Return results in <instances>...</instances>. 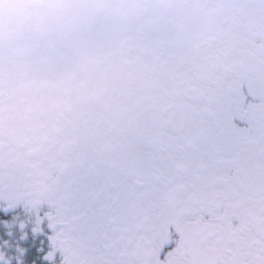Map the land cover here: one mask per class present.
<instances>
[{"label": "flooded vegetation", "instance_id": "obj_1", "mask_svg": "<svg viewBox=\"0 0 264 264\" xmlns=\"http://www.w3.org/2000/svg\"><path fill=\"white\" fill-rule=\"evenodd\" d=\"M5 206L0 264H264V0H0Z\"/></svg>", "mask_w": 264, "mask_h": 264}, {"label": "snow or ice", "instance_id": "obj_2", "mask_svg": "<svg viewBox=\"0 0 264 264\" xmlns=\"http://www.w3.org/2000/svg\"><path fill=\"white\" fill-rule=\"evenodd\" d=\"M15 211L14 209H10L9 207L5 206L0 208V226H2L4 229L8 228L9 225V220L12 218L10 216V213ZM37 223L41 225L40 231L41 234L43 235L44 239L40 241L39 245L34 248V253L39 256V259L41 261H48L50 258L55 257L59 264H64L65 257L61 255V252L59 248L54 247L53 242L54 240H57V244L62 247V242L58 240L55 236L56 233V228L52 223L51 217H47V222H45V219H42L37 216ZM19 228L21 230L26 228V225L21 222L19 224ZM46 229V231H45ZM32 232H36V228L31 229ZM62 235V234H61ZM12 237V233L10 231H3L0 232V240H3V243L5 245H8L10 243V238ZM21 240H26L27 239V232H24L23 236L20 238ZM76 251H82V249H74V252ZM16 252H20L21 254L27 256V248H22L19 244L14 245L10 250H9V255L13 256L15 255ZM167 256L171 257L173 254L171 250L166 254ZM4 257L0 256V260H3ZM27 264H37V259L36 255H34L31 259L27 260ZM72 264H77L75 260L72 261ZM156 264H159V260L156 262ZM169 264H174V261L169 260Z\"/></svg>", "mask_w": 264, "mask_h": 264}]
</instances>
